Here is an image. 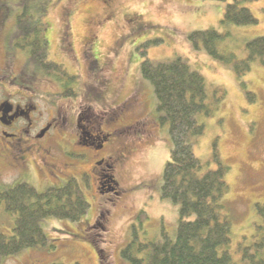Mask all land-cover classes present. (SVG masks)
Segmentation results:
<instances>
[{
	"label": "rangeland",
	"instance_id": "rangeland-1",
	"mask_svg": "<svg viewBox=\"0 0 264 264\" xmlns=\"http://www.w3.org/2000/svg\"><path fill=\"white\" fill-rule=\"evenodd\" d=\"M233 1L111 0L108 8L102 0H50L44 18L48 60L76 76L69 86L76 95L53 101L50 93L59 89L54 79L39 75L26 52L12 51L8 46L19 8L14 0H0V5L10 9L5 15L6 8L0 6V77L11 79L13 94L21 99L32 98L30 103L37 107L33 135L52 121L43 140L31 139L19 148L27 160V171L19 175L8 169L6 183L10 186L23 180L42 192L71 177H90L89 187H83L89 208L79 222L51 218L42 222L49 245L54 248L27 250L0 260V264H129L121 251L130 241L131 224L142 211L148 219L143 224L145 233H138L139 240L157 238L162 227L174 236L178 207L160 198L162 171L171 149L168 126L158 121L153 88L140 76L141 57L135 51L139 45L157 39L161 43L147 50L151 60L182 57L204 78L209 105L213 93L220 91L217 96L222 101L211 116L198 117L204 134L197 139L194 153L204 169H214L211 157L216 144L221 161L229 167V191L223 202L231 222V249L235 251L242 236H251L258 222L254 204L264 205V68L254 64L237 78L232 68L203 50H195L188 41L191 32L216 29L225 33L218 49L244 59L245 43L264 36V0L241 4L258 20L256 25L222 27L224 9ZM63 24L70 28L71 54L62 50ZM92 38L95 42L88 57L83 44ZM40 77L43 82L38 85ZM27 80L35 83L31 92L25 89L30 86ZM249 92L254 95L252 101L247 99ZM80 106L90 114L91 124L84 122V127L96 128L99 123L105 133L100 135L91 128L90 139L85 135L91 147L81 146L75 135L71 115ZM66 113V124L53 121ZM106 133L112 136L100 155L116 153L124 158L115 174L118 185L107 179L109 172H104L106 185L99 186L98 191L91 174L93 149ZM96 221L99 224L89 232V225H96ZM13 225L14 217L0 206V233L11 235Z\"/></svg>",
	"mask_w": 264,
	"mask_h": 264
},
{
	"label": "trees",
	"instance_id": "trees-1",
	"mask_svg": "<svg viewBox=\"0 0 264 264\" xmlns=\"http://www.w3.org/2000/svg\"><path fill=\"white\" fill-rule=\"evenodd\" d=\"M49 1L14 0L19 10L14 29L8 36V46L12 51L26 52L34 69L64 83L65 91L51 96L56 101L76 95L69 87L76 76L70 75L63 65L48 60L44 18L48 14ZM257 1L234 0L227 4L220 25H256L258 20L241 4ZM0 6L6 8L4 14L7 15L9 7ZM224 38L225 33L216 29L188 35V41L195 50H203L212 59L232 68L237 78L248 73L254 64L264 68V36L245 43L246 56L242 60L218 49V43ZM160 43L161 39L148 41L136 47L135 51L141 57L140 76L153 88L158 121L160 125L168 126L171 149L162 171L160 198L178 207L177 227L173 237L162 227L157 238L139 240L138 233H145L143 224L148 219L143 211L139 212L135 223L131 224L130 241L122 249L121 257L129 264H264V205L254 204L258 222L254 223L251 236H242L233 251L231 222L223 202L229 191L226 181L229 167L221 161L216 144L211 157L214 169H204L194 153L197 139L204 134V126L198 117L211 116L213 108L222 101L221 96H217L220 91L213 93V102L209 105L206 103L204 78L182 57L151 60L148 48ZM246 95L250 101L254 98L250 92ZM103 139L104 136L96 145ZM89 182L90 177L84 174L80 180L71 177L42 192L23 180L2 188L0 206L7 215L14 217V225L11 235L0 233V260L27 250L54 248L49 245L42 222L49 218L79 222L89 208L83 192V187H89ZM95 224L89 225V232L99 223ZM100 264L108 263L100 261Z\"/></svg>",
	"mask_w": 264,
	"mask_h": 264
},
{
	"label": "flooded vegetation",
	"instance_id": "flooded-vegetation-1",
	"mask_svg": "<svg viewBox=\"0 0 264 264\" xmlns=\"http://www.w3.org/2000/svg\"><path fill=\"white\" fill-rule=\"evenodd\" d=\"M102 2L104 6L108 7L110 6L109 3L111 2V0H102ZM64 18H66L65 23L67 24L69 18L68 10L65 11ZM106 19H108L109 21V18ZM66 24H63V31L61 32L60 41L62 42V50L66 54H71L73 53V42L70 40V28ZM94 42L95 40H93L92 38L88 39V41L83 44V46L86 48L85 51L88 57V53H91L90 49ZM38 74L40 75L41 72L39 71ZM42 75L43 74H41V76ZM43 78L40 77V79H38V85L39 82H43ZM9 80L11 79L0 77V190L4 187L9 186L6 183V179L8 177L5 176V173L9 172L8 169H13V171H16V173L19 175H22L27 171V160L25 157L20 155L21 151H19V148L25 145L27 142H30L31 139L35 140L36 142H40L48 135V131L50 127H52V121L48 122L45 127H43L38 133L33 135V117L37 112V107L30 103L32 98L25 97L24 99H21L19 95L13 94V88H11ZM54 81L59 89L55 93H50V95L53 97L60 95L65 91L64 83H59L56 80ZM28 84L30 86L25 87L26 91H33L31 89V85L35 83L28 81ZM100 84H102V82ZM82 108L83 107L80 106L76 112L72 113L71 120L75 126V135L77 137L78 143L83 147H91V144H88V141L85 139V135L90 139V129L92 128L94 132L100 135H103L105 133L102 131L101 124L99 123L96 128H90L89 126L84 127V122L91 124V121L89 120V110L85 112L82 110ZM63 115L64 114H59L58 116L53 118V121H55V123L60 121L61 124H66L68 120L67 113L64 116ZM111 136L112 134L106 133V135H104L103 141H101L99 145L97 147L95 146L93 149V151H95V156L92 157L93 170L91 174L95 177L93 179L95 180V188L98 191L101 187L104 186V184L106 185V182L104 183L103 181L104 172H109L111 174L110 179L112 180L114 185H118L115 179V174L123 164L124 155L122 154L118 155L115 153L114 156L100 155L102 149L109 142V138ZM82 139L85 140L83 141L85 143H82ZM27 150H29V148ZM94 157L96 158L95 160ZM106 192H109V190L107 189ZM100 193L102 194V191ZM115 194L118 195V192H116Z\"/></svg>",
	"mask_w": 264,
	"mask_h": 264
}]
</instances>
